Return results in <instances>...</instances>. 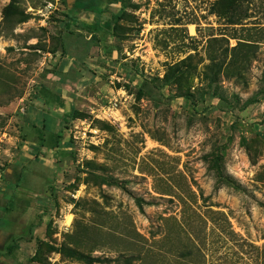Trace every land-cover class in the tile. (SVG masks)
I'll list each match as a JSON object with an SVG mask.
<instances>
[{
  "label": "rangeland",
  "instance_id": "1",
  "mask_svg": "<svg viewBox=\"0 0 264 264\" xmlns=\"http://www.w3.org/2000/svg\"><path fill=\"white\" fill-rule=\"evenodd\" d=\"M11 1L0 264H264V0Z\"/></svg>",
  "mask_w": 264,
  "mask_h": 264
},
{
  "label": "trees",
  "instance_id": "2",
  "mask_svg": "<svg viewBox=\"0 0 264 264\" xmlns=\"http://www.w3.org/2000/svg\"><path fill=\"white\" fill-rule=\"evenodd\" d=\"M20 15L19 17V21H25L27 19V15H25L18 7L17 5V0H12L5 8H4V16L5 18L9 19L12 18L14 16ZM232 23H238V22H232ZM191 56H189L188 58L181 60L180 62L171 65L172 68L174 69V71L178 72L177 77L180 76V74L183 72L180 69V65L181 63L186 62ZM219 56L217 54L212 55V57L210 58L211 63L210 65L207 66L208 70H212L213 72L218 70L216 74H219V72H221V70H223L224 68V61H219ZM235 62H239L238 60H234V65L237 66V64H235ZM169 79V76H168ZM47 126V125H45ZM51 127V126H50ZM74 254L80 258V260L84 261L86 264H98V262H103L101 258H96V257H92L90 255H87L85 253L82 252H77L74 251ZM132 258L126 259V264H131Z\"/></svg>",
  "mask_w": 264,
  "mask_h": 264
},
{
  "label": "crops",
  "instance_id": "3",
  "mask_svg": "<svg viewBox=\"0 0 264 264\" xmlns=\"http://www.w3.org/2000/svg\"><path fill=\"white\" fill-rule=\"evenodd\" d=\"M47 117H48V115L45 116V114H43V119H44V120L47 119ZM51 119H52V118H51ZM44 124H45V123H44ZM52 124H53V123H52ZM52 124L50 125L51 127H50L49 125L46 124V125H47L46 128H48V129H50V130H53V128H54L55 125L53 124V126H52Z\"/></svg>",
  "mask_w": 264,
  "mask_h": 264
},
{
  "label": "bare ground",
  "instance_id": "4",
  "mask_svg": "<svg viewBox=\"0 0 264 264\" xmlns=\"http://www.w3.org/2000/svg\"><path fill=\"white\" fill-rule=\"evenodd\" d=\"M69 220H70V218H69Z\"/></svg>",
  "mask_w": 264,
  "mask_h": 264
}]
</instances>
